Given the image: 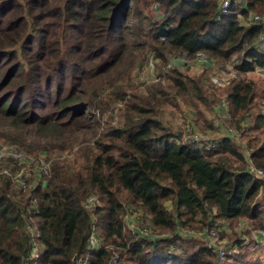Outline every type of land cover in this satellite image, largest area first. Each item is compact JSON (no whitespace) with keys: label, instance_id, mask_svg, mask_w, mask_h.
<instances>
[{"label":"trees","instance_id":"1","mask_svg":"<svg viewBox=\"0 0 264 264\" xmlns=\"http://www.w3.org/2000/svg\"><path fill=\"white\" fill-rule=\"evenodd\" d=\"M230 2L229 12L222 13L221 0H0V9L7 8V26H0V91L9 90L0 99V140L7 141L0 149L42 150L52 161L46 183L24 192L0 172V264H73L86 250L93 225L102 245L88 264H110L114 254L121 264H218L190 229L219 227V219H246L264 230V178L248 171L245 158L250 150L253 164L264 169V94L256 95L254 81L233 76L225 86L239 142L225 136L217 149L207 151L184 143L159 118L162 107L178 109L182 99L198 117H205L201 106L216 112L206 94L215 90L208 85H214L210 74H186L187 68L174 61L178 55L194 58L204 52L225 68L237 58L232 69L239 74L255 65L264 68V51L256 46L264 25L246 24L250 13L264 16V0ZM28 30L33 33L26 37ZM150 53L173 66L165 77L147 83L136 81L137 70L131 80L145 88L127 94L122 81L128 63ZM4 55L13 61L11 68H3ZM55 78H72L73 89L53 86ZM15 88L20 95L32 89L49 99L54 93L51 111L44 112L45 104L42 114L27 117L25 100L11 99ZM118 101H124L122 112L110 116L93 144H83L77 135L87 128L83 121L99 129L94 109L104 111ZM253 107L258 111L243 126ZM212 116L204 119H213L214 126ZM76 142L84 146L72 159L46 152ZM90 194L102 203L94 211L84 207ZM130 206L150 218L158 237L124 229ZM32 219L39 232L36 260L28 259ZM245 251L224 264H264Z\"/></svg>","mask_w":264,"mask_h":264},{"label":"built area","instance_id":"2","mask_svg":"<svg viewBox=\"0 0 264 264\" xmlns=\"http://www.w3.org/2000/svg\"><path fill=\"white\" fill-rule=\"evenodd\" d=\"M230 0H221V11L222 13H228L230 8ZM249 22L259 23L262 22L264 25V20H262L261 16L258 14H253L249 18ZM261 39L264 40V35L261 36ZM176 64H188L187 62H191L196 66L202 65L203 67H208L213 65L211 59H209L204 52H198L194 56V58H189L184 55H178L174 59ZM186 62V63H185ZM159 59L153 53H150L147 57L143 65L137 72L136 81L138 83H147L151 81H157L163 77L169 71L170 67L173 66L172 62L167 63V65H162L159 70ZM235 75L234 71H224L221 70L219 73H214L210 77L211 83L218 87H225L229 84L230 78ZM230 103L227 98L223 99L220 103V110L222 112V116L229 118ZM182 128L179 130L181 132L180 139L190 145H197L201 148H204L207 151L215 150L220 146L221 139L210 140L206 135H204L201 131H199L195 124H193L190 118H187V115L184 114V119L182 120ZM217 120L215 125L217 124ZM225 136L232 135L238 138V133L233 127H227L226 130L224 128ZM251 151L245 150V158L248 162L247 169L248 171L259 178H264V169L256 167L251 160ZM10 161L8 165H2L3 162ZM51 164L52 161L45 154H37L30 155L27 153H22L15 147L10 148H2L0 149V172L8 175L11 180L16 184V187L19 191L24 192L29 188L35 189L37 185H44L48 180L51 173ZM100 206L99 198L96 194H90L86 197L84 201V207L90 211L96 210L97 207ZM35 207V200L32 205ZM166 208H172V203L168 202L166 204ZM134 211V212H132ZM132 214L135 217V226L131 228L127 224H125V218L127 215ZM30 218H32L30 216ZM94 220L96 218L94 217ZM29 221V220H28ZM28 224V233L30 236L29 239V254L28 259H36L39 256L40 247L36 240V236L39 235L37 227L35 225L34 220H30ZM137 222V224H136ZM180 222V220H179ZM182 222V220H181ZM183 226V224H181ZM180 227V232L184 233L186 229L184 227ZM130 228L131 231L139 237H147L154 238L159 235L155 232L150 218L145 215L142 211L134 210L131 206L128 208L127 213L124 216V229ZM189 231V230H188ZM192 234L191 231H189ZM221 231L216 226H212L210 228H205L202 231L196 232V236L198 237L207 248H209L217 258L218 264H224L226 259L231 253L238 252L240 249V244L242 246H246L248 244V239L243 235L241 242H236L228 246L220 237ZM257 244L254 245L253 250L256 247L264 244V234L260 233L259 236L256 237ZM240 243V244H239ZM102 245V239L98 236V233L93 225L89 236H88V244L84 253H77L74 258L73 264H88L89 257L93 250H98ZM110 264H121L118 260V255L114 254L110 261Z\"/></svg>","mask_w":264,"mask_h":264},{"label":"rangeland","instance_id":"3","mask_svg":"<svg viewBox=\"0 0 264 264\" xmlns=\"http://www.w3.org/2000/svg\"><path fill=\"white\" fill-rule=\"evenodd\" d=\"M154 7V6H153ZM7 11L6 7H3L0 9V26H7V24L3 23V20L5 18V13ZM256 14V13H250L249 17H248V23L249 22V18L251 15ZM260 16L262 18H264V16H262L260 14ZM241 17V16H240ZM242 20V18H241ZM244 20V19H243ZM242 20V21H243ZM247 21V20H246ZM33 33V31L28 30L26 37ZM10 37H13L14 34L12 31H9L8 33ZM34 36V35H33ZM60 46L64 47V43L61 44ZM256 46L261 50L264 51V40L261 39L258 40L256 42ZM1 58V57H0ZM5 55L2 57L1 62L4 65L3 68H11L13 61H8V58L4 59ZM146 57L144 56H137L134 57L129 63H128V67L126 68V78L123 79L122 81V86L125 87V90L127 91V94H132V93H139L140 91H142L145 86H141L140 84H135L134 82H132L131 78L132 76L135 74V72H137V70H139L141 64H143L145 62ZM237 58L233 59L232 62H227L225 63L226 68L223 67V65H221V62H216L211 66L208 67H203L202 65H194L191 64V62H187L188 64L183 65L179 63V65L181 67H186L187 69L184 70V72L186 74H189L190 76H194L195 74H204V73H209L210 77L212 74L214 73H219V71L224 70V71H234L235 75L234 77L238 76V78L242 77L245 78L246 80H253L255 83V93L256 95L260 96L262 94H264V68L259 67L257 65H255V69L251 70V71H247L243 74H239L238 72H236L235 70L232 69V65L234 64V61ZM186 63V62H185ZM159 65H163L160 63L159 60ZM161 69V66H159V70ZM68 73H66L65 75H67ZM75 74H80L78 70H75ZM82 77H85L87 74L83 73ZM167 74H165L166 76ZM81 77V78H82ZM233 77V76H232ZM231 77V78H232ZM230 78V81H231ZM95 78L89 79L87 81H85V86H88V84L86 82H89V86H91V84H93V82L95 81ZM73 82L74 80L72 78L69 79H63V78H55L54 81L52 82V85L54 86L55 84H63L64 86H66L68 91H71L73 89ZM211 83V81H209ZM208 85L210 86V88H214V93L213 91L208 92L206 91L207 94V99L208 101L215 106L213 112H210L209 109H207L206 107L209 106H201L200 108L202 109V112L205 114V117L203 116H197L195 110L189 106L184 99H182L180 101L179 107L178 109H176L174 106L172 105H165L164 107H162V110L159 114V118L162 120L163 124L170 128L171 130H175V131H179L182 128V124H183V119H184V114L187 115V118H190L193 122V124H195V127L201 131L204 135H206L210 140H214V139H222L223 136L219 135L221 133L224 132V128L226 130L227 127H233V124L231 123V119L223 117L221 114V110H218V106L220 107V103L223 99L226 98V94H225V90L227 89L226 87H218L216 85L211 86L209 83ZM43 86H46V84L44 83ZM75 86V85H74ZM108 92L110 91V88H107ZM101 92V91H100ZM107 92V93H108ZM143 92V91H142ZM9 93V90L7 89H3L0 91V99L2 97H4L6 94ZM19 94V96L17 95ZM31 94H33L34 96H31ZM15 95V96H13ZM12 95L11 99L15 100L16 97L18 99H16V101L18 102V100H20V98H22L23 100H25V103L27 105V117L32 118L33 115H38L37 112L42 114V106L46 105V109L44 112H49L51 111L52 107H51V101L55 98V94H52L51 99H49L47 96L45 97H39L37 94L32 93V89H28L26 91H24L21 95L19 93V90L17 91V88L14 89V94ZM106 94H104L103 97H105ZM21 96V97H20ZM258 96H256L255 101L257 102L258 100H260L258 98ZM102 97V98H103ZM101 98V97H100ZM98 100V99H97ZM49 101V102H48ZM48 102V103H47ZM124 101H118L115 104H113L110 108L102 111V110H98L97 108L94 109L95 112V116L97 114V112L99 113L98 118L101 119V126L99 129H96L93 125H90L91 123L88 121H83V123L86 125L87 128H84L80 131H77V135L80 137V139H83L85 141H83V144H93L94 141H96V138H98V133L100 131H102V129L106 126L107 121H110L111 117L110 116H115L117 117L122 109V105H123ZM210 108V107H209ZM79 110H84V108L82 109L81 106H78ZM258 111V107H253L252 110L247 113L245 115V118L243 120V126H247L250 124L251 120H252V114L256 113ZM34 112V113H33ZM213 113L212 118L214 117L215 121H214V126L212 123L213 119H210V123L208 122V119H204V118H209V116H211ZM220 114V115H217ZM217 120V124L215 125V122ZM236 129V128H235ZM85 132V136L82 135V133ZM241 139V137H238V139H234L237 142H239ZM239 140V141H238ZM7 144L6 140H0V147L4 146ZM83 144L76 142L74 143L71 147H67L65 149H60L58 147H54L52 146V148H50L48 151H46L47 153L53 154L55 152H61L64 153V158L66 159H72L73 154H76L78 152V150H80L82 148V146H84ZM243 144V142H242ZM42 150H38L36 152H32V153H27L30 155H35V154H42L41 152ZM100 205H102V203L100 202ZM132 207V206H131ZM133 208V207H132ZM134 209V208H133ZM137 211H141L138 209H134ZM32 211L34 212V208H32ZM134 212V211H132ZM127 213V212H126ZM125 213V214H126ZM218 222H220V225L218 227V229L221 231L220 233V237L225 240L226 244L228 246H231V244H234L236 242H240L243 237V235L245 236V238L248 239V244L246 246H242L240 243V249L238 252H234L231 253L229 257H233L235 254H238L240 251L244 250L246 248L251 250V255L248 253L246 257L251 258V259H256L258 257H260V260L262 262H264V244H261L260 246L256 247L255 250H253V247L255 244H257L258 242L256 241V237L260 235V233L264 234V230H260V229H256L253 227L252 223L246 219H243V221H238V220H234V221H226V220H222L219 219L217 220ZM125 224H127L128 226H130L131 228H134L135 226V217L132 214H129L126 216L125 218ZM137 224V222H136ZM205 229V228H204ZM204 229H190L191 232H199L202 231ZM127 231H131L130 228L126 227ZM195 239L200 240L198 237H196ZM243 240V239H242ZM205 245V244H204ZM247 252V251H245ZM227 258V259H228ZM38 259V258H36ZM34 259V260H36ZM226 259V260H227ZM90 260V257H89Z\"/></svg>","mask_w":264,"mask_h":264},{"label":"crops","instance_id":"4","mask_svg":"<svg viewBox=\"0 0 264 264\" xmlns=\"http://www.w3.org/2000/svg\"><path fill=\"white\" fill-rule=\"evenodd\" d=\"M261 41V40H260ZM219 135H222L223 137H225V132H223V133H221V134H219Z\"/></svg>","mask_w":264,"mask_h":264},{"label":"water","instance_id":"5","mask_svg":"<svg viewBox=\"0 0 264 264\" xmlns=\"http://www.w3.org/2000/svg\"><path fill=\"white\" fill-rule=\"evenodd\" d=\"M177 135L180 136L181 135V132L180 131H177Z\"/></svg>","mask_w":264,"mask_h":264}]
</instances>
